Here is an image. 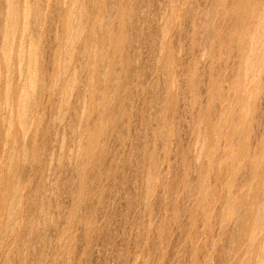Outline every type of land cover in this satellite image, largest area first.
Segmentation results:
<instances>
[{"label":"rangeland","instance_id":"rangeland-1","mask_svg":"<svg viewBox=\"0 0 264 264\" xmlns=\"http://www.w3.org/2000/svg\"><path fill=\"white\" fill-rule=\"evenodd\" d=\"M61 1L28 3L43 10L23 131L0 48V264H264V0L249 32L239 0H85L89 50L68 65Z\"/></svg>","mask_w":264,"mask_h":264},{"label":"bare ground","instance_id":"bare-ground-1","mask_svg":"<svg viewBox=\"0 0 264 264\" xmlns=\"http://www.w3.org/2000/svg\"><path fill=\"white\" fill-rule=\"evenodd\" d=\"M20 1L22 2L21 4H20ZM92 1V0H91ZM96 1V0H95ZM95 1H92V4H95ZM261 0H259L258 1V3L260 2ZM34 2H36V1H33V3ZM37 2H39V1H37ZM228 2V1H227ZM231 2H232V0H231ZM253 0H239V2H238V5L236 6V7H238L237 9H236V12H237V16H238V19H236V20H234L235 22L237 21V20H239V23H241V26H242V28H243V31L245 32H249V29H250V22L251 21H253L254 20V18L255 17H257V15L259 14V12H258V8H259V6L256 4V2H254V4H256L257 6H258V8H257V12H258V14H256V5L255 6H252V4H253ZM6 3H7V10H6V17L4 18V26H3V28L1 29V31H3V32H0L1 34H2V45L0 46V48L2 49V56H4L5 58L4 59H6V68H7V70H6V72H9L8 74H10L11 72H10V70H13L14 69V71H15V69H16V72L18 71L19 72V74L20 75H18V76H20V81L18 82V83H15V84H17V88H16V85L13 83V82H15L16 80H14V78L16 79V75L14 76V75H7L8 77L9 76H14V78L13 77H11L10 78V80L9 81H7V83H9V82H11V84L13 83L15 86L12 88V90L14 89V90H17L19 93H17V96L15 97V99L17 98V104L16 105H18V113L20 114V118H18L19 119V124H20V129H22V130H20L19 129V131H23L25 128H27L28 127V117L31 115V114H29V110H30V108L32 107V109H33V105L31 106V99H32V95L35 93L34 91H35V85L37 84V82L36 81H39V79L40 78H38L37 77V68H38V63H37V49H36V38L34 37V35H33V32H34V27H36V24H37V22L39 21V17H40V13L41 12H39V10H40V8L38 9V8H35V9H33L31 6V3H30V5L31 6H29L28 5V3H29V0H6ZM32 3V4H33ZM55 3H56V1H55ZM59 3V2H58ZM222 3V2H221ZM37 3H35V5H36ZM229 4H232V3H229ZM237 4V3H236ZM223 5V4H222ZM39 6H42V5H39ZM59 6H60V8H59V10H56V11H59V13H60V11L62 10L63 11V13L64 14H62V17H63V24H62V28H61V30L63 31V38H62V44H63V52H64V60H63V62H64V65L68 62V61H70L71 59H72V57H74V55H75V53L76 52H78V55L80 54V53H82V54H84L85 52H86V50L88 49V42H81V39H82V35L85 33V28H84V19L86 18V16H87V13H92V11L93 10H91L90 12H88L87 11V7H86V3H85V0H70V1H68V0H64V1H61L60 3H59ZM58 6V7H59ZM219 6V5H218ZM229 6H231V5H229ZM93 7V6H92ZM57 8V7H56ZM58 9V8H57ZM61 9V10H60ZM220 9V8H219ZM233 9V8H232ZM260 9V8H259ZM41 10H43L42 9V7H41ZM40 10V11H41ZM230 11H231V9H229ZM219 11V10H218ZM229 12V11H228ZM43 13V12H42ZM58 13V12H57ZM236 14V13H235ZM259 16H260V14H259ZM42 17V16H41ZM61 17V18H62ZM87 17H89V16H87ZM230 17H231V14H230ZM61 18H60V20H61ZM89 19H90V17H89ZM231 18H229V20H230ZM257 19V18H256ZM232 20V19H231ZM62 21V20H61ZM233 21V20H232ZM261 21V20H260ZM264 21V20H263ZM232 23H234V22H232ZM231 23V24H232ZM239 23H237V24H239ZM258 23H260V22H258ZM253 24V23H252ZM235 25V24H234ZM234 25L233 26H231L232 28L234 27ZM237 26V25H236ZM239 27H241L240 25H238ZM86 27V26H85ZM237 28V27H236ZM236 28H234L235 30H237ZM261 28H263V27H261ZM60 29V28H59ZM58 29V30H59ZM38 30V29H37ZM60 30V31H61ZM238 30H239V28H238ZM242 31V30H241ZM84 32V33H83ZM164 32H166L165 30H164ZM36 33V32H35ZM34 33V34H35ZM242 33V37H241V40H240V38H239V40L241 41L240 42V45H239V48H238V50H239V53H238V51H237V55L238 56H245V55H247V53L248 52H246L247 50H246V47L244 46V44L246 43V38H245V35H244V33L243 32H241ZM246 34V33H245ZM19 35V36H18ZM120 35V34H119ZM164 35H166V33L164 34L163 33V36L162 37H164ZM19 37V48H18V50L17 49H15V51H13V52H16L14 55H15V60H12V58H14L13 56V52H11V49L13 48V47H15V45L13 46V44H15V39H17ZM31 37H34V39H35V41L31 38ZM120 37V36H119ZM233 37V36H232ZM29 38V39H28ZM116 38H118V37H116ZM59 39H60V37H59ZM107 39H109V40H111V38H107ZM163 39V38H162ZM234 39H236V37L234 36ZM238 39V38H237ZM253 39V38H252ZM15 40V41H14ZM27 40H29V44H30V46H29V48L28 49H26V46H25V43L27 42ZM87 40V39H86ZM85 40V41H86ZM105 40H106V38H105ZM159 40V39H158ZM164 40V39H163ZM16 42H18V41H16ZM236 42H237V40H236ZM254 42V41H253ZM38 43V42H37ZM59 43H61V42H59ZM114 43H115V45H114ZM159 43V42H158ZM250 43H251V41H250ZM262 43V42H261ZM27 44V43H26ZM104 44H105V42H104ZM238 44V43H237ZM16 45H17V43H16ZM18 45H17V47H18ZM120 45H121V39L120 40H118L117 42H113V46H114V51L115 52H117L118 51V49L120 48ZM107 46H109V44H107ZM113 46L111 47V46H109V48L111 49L112 48V52H113ZM103 47V46H102ZM158 47H160V46H158ZM249 46H247V48H248ZM251 47V46H250ZM162 48V47H161ZM252 48H253V46L250 48V50H251V53H252ZM0 49V50H1ZM158 49H160V48H158ZM89 50V49H88ZM160 51H161V49H160ZM254 51H256V49L254 50ZM254 51H253V54L252 55H254L255 53H254ZM260 51H261V46H260ZM262 51H263V48H262ZM119 52V51H118ZM117 52V53H118ZM116 53V54H117ZM257 53H258V51H257ZM114 54V53H113ZM112 54V55H113ZM240 54V55H239ZM250 54V53H249ZM248 54V55H249ZM260 54H263V52L262 53H260ZM259 54V56L261 57H259V58H257L258 60L260 59V61H261V59L263 58L262 56L264 55H260ZM236 55V56H237ZM251 55V56H252ZM79 56H81V55H79ZM117 56V55H116ZM82 57V56H81ZM257 57V56H256ZM248 58H251L250 56L248 57ZM115 59V58H114ZM255 59V58H254ZM250 61H251V59H249ZM249 60H248V62H249ZM262 60H264V58L262 59ZM259 61V62H260ZM258 62V61H257ZM258 62V63H259ZM36 63H37V65H36ZM252 63V62H251ZM251 63H250V65H251ZM257 63V64H258ZM69 64V62L67 63V65ZM249 64V63H248ZM256 64V66H259V64L257 65ZM129 65H131V64H129ZM36 66H37V68H36ZM63 66V65H62ZM246 67V68H245ZM252 67L254 68V65H252ZM62 68V67H61ZM65 68H67L66 66H65ZM65 68L63 67V69H64V71H65ZM69 68V67H68ZM248 67H247V65L246 66H244V71L243 72H245L246 73V76L245 77H248V79H250L251 80V78H253V76H254V79H255V75L257 74V72H256V69H255V75H253L252 77L251 76H249V73H252L253 74V71H254V69L252 68V70L253 71H251V72H248V71H250L251 70V68H250V70H249V68L247 69ZM257 68V71H258V67H256ZM94 69V68H93ZM243 69V68H242ZM248 70V71H247ZM67 71H69V69L67 70L66 69V73H67ZM247 71V72H246ZM240 72V71H239ZM65 73V72H64ZM63 73V74H64ZM241 73V72H240ZM248 73V74H247ZM13 74V73H12ZM16 74V73H15ZM18 74V73H17ZM251 75V74H250ZM6 76V77H7ZM56 76H57V79H58V81L60 80V79H63L64 81H62V83H64L63 84V86H64V89L66 90L69 86H70V84L73 82V80L74 79H76V78H71V77H69V76H67L66 74L65 75H62L61 74V72H60V74L58 73V74H56ZM249 77H251V78H249ZM256 77H257V75H256ZM18 79V77H17V80H19ZM14 80V81H13ZM250 80H247L246 79V81H250ZM13 81V82H12ZM252 81V80H251ZM39 83V82H38ZM74 83V82H73ZM247 83V82H246ZM5 85H8V84H5ZM38 85V84H37ZM40 86V85H39ZM62 86V87H63ZM6 87V86H5ZM9 86H7L6 88L8 89H6L5 88V90H6V92L4 93L3 92V96H4V102L6 103H4L7 107H8V109H9V107H10V105H11V103L10 104H8L9 103V100H10V96L12 95L13 96V94H12V92H11V88L9 89L8 88ZM10 87H12V86H10ZM250 87V86H249ZM38 88V87H37ZM40 88V87H39ZM38 88V89H39ZM247 89V88H246ZM249 89V88H248ZM245 93V92H244ZM15 94H16V92H15ZM36 96V95H35ZM240 96V95H239ZM12 98H14V97H12ZM64 98V97H63ZM240 98V97H239ZM238 98V99H239ZM244 98V97H243ZM241 100L243 101L244 99H242L241 98ZM244 102V101H243ZM245 102H246V100H245ZM239 104V103H238ZM243 104V103H242ZM9 105V106H8ZM35 105V104H34ZM240 105H241V103H240ZM243 105H245V103L243 104ZM242 105V106H243ZM12 106H13V104H12ZM5 107V106H4ZM241 107V106H240ZM245 107H246V105H245ZM31 109V110H32ZM10 110V109H9ZM241 110H242V108H241ZM244 112V111H243ZM242 112V113H243ZM31 113V112H30ZM241 113V114H242ZM27 114H29V116L27 115ZM224 114V113H223ZM225 116H226V114H224ZM5 116H7V114L5 115ZM214 116V115H213ZM19 117V116H18ZM5 118H9V116L8 117H4V119ZM3 119V122L5 121ZM215 121V120H214ZM2 122V121H1ZM3 122H2V125H7V123L6 122H9V121H7V119H6V122H4V124H3ZM11 122V121H10ZM10 124V123H9ZM211 125H213V124H211ZM9 126H11V124L9 125ZM27 126V127H26ZM8 127V126H7ZM213 127H215V126H213ZM2 128H3V126H2ZM10 128V127H9ZM12 128V127H11ZM216 128V127H215ZM6 129L7 128H5V131H6ZM8 130V129H7ZM26 130V129H25ZM2 131V130H1ZM12 131V130H11ZM10 131V132H11ZM7 133L9 132V130L8 131H6ZM25 132V131H24ZM23 132V133H24ZM27 132V131H26ZM26 132H25V134H26ZM5 133V132H4ZM3 133V134H4ZM212 133V132H211ZM214 133V132H213ZM9 134V133H8ZM3 136V135H2ZM9 135H7V137H8ZM6 137V135L5 136H3V139ZM198 139H200L199 137H198ZM214 139V138H213ZM5 140V139H4ZM200 140H202V139H200ZM199 140V141H200ZM200 143L201 142H199V145H197V147L198 146H200ZM264 147V146H263ZM203 148V147H202ZM198 149V148H197ZM14 150V149H13ZM16 150V149H15ZM199 150V149H198ZM202 150V149H201ZM200 150V151H201ZM201 153V152H200ZM200 155H198V157H199ZM12 158V157H11ZM13 158L15 159V157L13 156ZM12 158V159H13ZM13 159V160H14ZM198 159V158H197ZM10 160V159H9ZM203 177V176H202ZM200 180H202L201 179V177H200ZM201 182V181H200ZM202 183H203V180H202ZM260 184H262V183H260ZM202 185L203 184H201V188H202ZM258 187H261L260 185L258 186ZM13 190H15V187L13 188ZM198 190V189H197ZM258 190V189H257ZM256 190V191H257ZM260 190V189H259ZM201 191V190H200ZM15 192H17V190L15 191ZM198 192V191H197ZM11 194H13V192H11ZM11 194H10V196L9 197H11ZM262 196V195H261ZM255 198L257 197V196H254ZM255 198L253 199V200H255ZM8 199H10L9 201H11V202H8V203H11L12 204V207L14 208V206H15V204H14V206H13V203L15 202H13V200L15 199V197H13L12 199L11 198H8V196H6L5 197V202H6V200H8ZM252 201V200H251ZM248 202V201H247ZM256 202V201H255ZM255 202H254V204H255ZM264 202V201H263ZM15 203H17V202H15ZM238 203V202H237ZM239 203H241V201L239 202ZM248 203H250V202H248ZM10 204V205H11ZM242 204H243V201H242ZM247 204V203H246ZM7 205H9V204H7ZM240 204H238V206H239ZM243 205H245V204H243ZM237 207V206H236ZM242 207V206H241ZM253 208H255V205L254 206H252ZM257 207V206H256ZM262 209H263V206L261 207ZM256 209V208H255ZM249 210V209H248ZM247 210V213H249V211ZM253 210V209H252ZM257 210H255V212H256ZM264 212V210L260 213V211H259V213H260V215L262 214ZM246 213V212H245ZM244 213V214H245ZM250 214V213H249ZM248 214V215H249ZM248 215H246V217L248 216ZM249 218H250V216H248V218H246V219H248V221L249 222H251L252 223V218L249 220ZM258 218V217H257ZM263 219H264V217H263ZM258 221H259V219H258ZM263 221V220H262ZM262 221H259V222H262ZM255 222V221H254ZM257 222V221H256ZM264 222V221H263ZM262 224V223H261ZM245 226V225H244ZM243 226V227H244ZM247 226V225H246ZM246 226H245V228H246ZM257 226V225H256ZM260 226V225H259ZM248 228H249V224H248V226H247ZM251 227V226H250ZM262 227H263V225H262ZM251 228H249V230H250ZM246 230V229H245ZM248 230V229H247ZM242 231V230H241ZM257 231V230H256ZM258 231H259V229H258ZM262 231V230H261ZM244 232V231H243ZM260 232V231H259ZM263 232V231H262ZM252 234L251 235H253V236H255L254 235V232H251ZM243 234V233H242ZM247 234H248V232H247ZM256 234V233H255ZM241 235V234H240ZM245 236H246V234H244ZM243 235V236H244ZM247 236H249V235H247ZM241 238H242V235H241ZM249 238V237H248ZM251 238V237H250ZM243 239V238H242ZM253 239V238H252ZM255 239V238H254ZM256 240V239H255ZM258 240V239H257ZM243 241V240H242ZM247 241V240H246ZM262 242V241H261ZM264 242V241H263ZM248 243V242H247ZM250 243H252V244H254L253 243V240H252V242H250V240H249V244ZM258 242L256 241V244H257ZM256 244H254V247H256V246H259V245H256ZM251 245V244H250ZM250 245L248 246V247H250ZM264 245V244H263ZM262 245V246H263ZM245 246H246V244H245ZM261 246V247H262ZM257 248H259V247H257ZM264 248V247H263ZM249 251H250V249H249ZM251 251H255V250H251ZM261 251V250H260ZM254 252H252V254H253ZM262 253V252H261ZM257 254H258V252H257ZM255 255V254H254ZM260 257V256H259ZM263 258V257H262ZM261 259V258H260ZM264 259V258H263ZM261 263H263V262H261Z\"/></svg>","mask_w":264,"mask_h":264}]
</instances>
